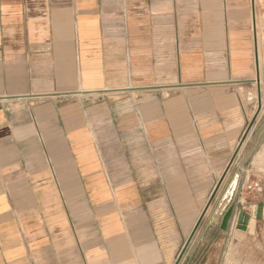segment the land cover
Returning <instances> with one entry per match:
<instances>
[{
	"label": "crops",
	"instance_id": "crops-1",
	"mask_svg": "<svg viewBox=\"0 0 264 264\" xmlns=\"http://www.w3.org/2000/svg\"><path fill=\"white\" fill-rule=\"evenodd\" d=\"M259 10L0 0V264H176L202 217L179 264H248L242 244L264 240L236 227L264 203L247 189L264 177Z\"/></svg>",
	"mask_w": 264,
	"mask_h": 264
},
{
	"label": "rangeland",
	"instance_id": "rangeland-1",
	"mask_svg": "<svg viewBox=\"0 0 264 264\" xmlns=\"http://www.w3.org/2000/svg\"><path fill=\"white\" fill-rule=\"evenodd\" d=\"M256 17H257V26H258V38H262L263 36V33H264V12L262 10H259V12H257L256 14ZM262 41V40H261ZM259 52L261 54H264V46H261L260 45V40H259ZM260 54V55H261ZM264 104V102H263ZM257 105L258 104H255V109H257ZM259 116V115H258ZM257 121H253L250 126L248 127V131L247 133L244 135L243 137V141L242 142H245V140L247 141L249 139V135L251 133V130L253 129V127L256 125ZM238 161V156L236 155V157L234 158V163H236ZM264 176V175H263ZM262 182L261 183V188L263 187L262 184H264V177L261 178ZM255 205V204H254ZM254 205H249L247 206V209L245 211H250L254 208ZM249 229V233L250 235H259L260 233H257L258 231L260 230H264V220H257L255 218V222L252 226H250ZM256 241V238L254 237H248L245 241V243H243V247L246 246V251H247V263L249 264L250 261H253V258H254V249H255V245H258L259 247H263V250H264V240H263V243L260 242V239L258 241V243L255 242ZM235 251H238L237 249ZM234 251V252H235ZM263 257V261H264V254L262 255ZM232 260L231 262H234L236 258H238V254H234L232 255Z\"/></svg>",
	"mask_w": 264,
	"mask_h": 264
},
{
	"label": "water",
	"instance_id": "water-1",
	"mask_svg": "<svg viewBox=\"0 0 264 264\" xmlns=\"http://www.w3.org/2000/svg\"><path fill=\"white\" fill-rule=\"evenodd\" d=\"M216 192H217V190H216ZM234 216H235V207H234V205H230L223 213L222 221H221V225H220L221 229L227 230L229 225H230V222H231L232 218H234ZM255 218L257 220H263L264 219V203L263 202H260L256 205ZM202 219H203V217H202ZM202 219L198 223L194 233L191 235V237L188 239V241L184 245L176 264H179L181 262L182 258L184 257L186 251L188 250V247L191 244L193 237L195 236L197 230L199 229V226L201 225ZM250 219H251V214L249 212H247L245 210H240L238 213V216H237L236 227L240 230H247L248 226H249Z\"/></svg>",
	"mask_w": 264,
	"mask_h": 264
},
{
	"label": "built area",
	"instance_id": "built-area-1",
	"mask_svg": "<svg viewBox=\"0 0 264 264\" xmlns=\"http://www.w3.org/2000/svg\"><path fill=\"white\" fill-rule=\"evenodd\" d=\"M258 188H261L260 181L254 182V183L248 185V187H247L248 190H255V189H258ZM201 225H202V222H201ZM201 225L199 227H201Z\"/></svg>",
	"mask_w": 264,
	"mask_h": 264
},
{
	"label": "bare ground",
	"instance_id": "bare-ground-1",
	"mask_svg": "<svg viewBox=\"0 0 264 264\" xmlns=\"http://www.w3.org/2000/svg\"><path fill=\"white\" fill-rule=\"evenodd\" d=\"M255 209H256V205H254V208L251 211V219H250V226H252L255 222ZM249 226V228H250Z\"/></svg>",
	"mask_w": 264,
	"mask_h": 264
}]
</instances>
